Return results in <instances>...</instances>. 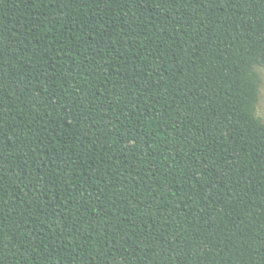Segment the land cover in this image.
<instances>
[{
  "label": "trees",
  "instance_id": "1",
  "mask_svg": "<svg viewBox=\"0 0 264 264\" xmlns=\"http://www.w3.org/2000/svg\"><path fill=\"white\" fill-rule=\"evenodd\" d=\"M264 0H0V264H264Z\"/></svg>",
  "mask_w": 264,
  "mask_h": 264
},
{
  "label": "snow or ice",
  "instance_id": "2",
  "mask_svg": "<svg viewBox=\"0 0 264 264\" xmlns=\"http://www.w3.org/2000/svg\"><path fill=\"white\" fill-rule=\"evenodd\" d=\"M258 89L255 98L259 101L260 111L264 114V60L258 62L253 70Z\"/></svg>",
  "mask_w": 264,
  "mask_h": 264
},
{
  "label": "rangeland",
  "instance_id": "3",
  "mask_svg": "<svg viewBox=\"0 0 264 264\" xmlns=\"http://www.w3.org/2000/svg\"><path fill=\"white\" fill-rule=\"evenodd\" d=\"M256 116H258L259 118H261L264 121V114H262L260 111L259 101H258L257 107H256Z\"/></svg>",
  "mask_w": 264,
  "mask_h": 264
}]
</instances>
